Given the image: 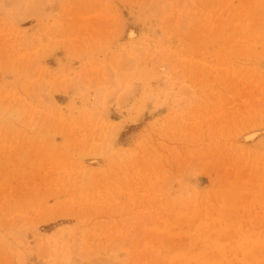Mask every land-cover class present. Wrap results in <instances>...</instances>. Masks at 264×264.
Instances as JSON below:
<instances>
[{
    "label": "rangeland",
    "instance_id": "374dc122",
    "mask_svg": "<svg viewBox=\"0 0 264 264\" xmlns=\"http://www.w3.org/2000/svg\"><path fill=\"white\" fill-rule=\"evenodd\" d=\"M44 8L0 10V264H264V0Z\"/></svg>",
    "mask_w": 264,
    "mask_h": 264
},
{
    "label": "bare ground",
    "instance_id": "6f19581e",
    "mask_svg": "<svg viewBox=\"0 0 264 264\" xmlns=\"http://www.w3.org/2000/svg\"><path fill=\"white\" fill-rule=\"evenodd\" d=\"M159 4L160 3H157L155 5V10H158ZM23 6H26V8L28 7V10L26 13L24 12L25 10L23 11ZM44 6H45V0H0V10L2 11V9H4L7 11L13 8L12 16H14V19L19 22L20 21L22 22L23 20H25L27 18V14H33L34 16L36 15V16H42V17L46 16L47 10L46 8H44ZM132 88L127 91L126 96H130L134 94L135 91ZM98 95H99V101L97 102V104H100V97H101L100 91L98 92ZM19 119H21V116L17 113L15 107H12L10 109H4L3 111L0 112V122H7L8 120H19ZM248 138H251V137H248Z\"/></svg>",
    "mask_w": 264,
    "mask_h": 264
}]
</instances>
